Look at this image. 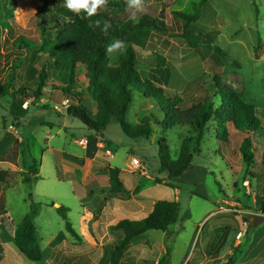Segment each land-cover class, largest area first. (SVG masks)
<instances>
[{
    "label": "rangeland",
    "instance_id": "374dc122",
    "mask_svg": "<svg viewBox=\"0 0 264 264\" xmlns=\"http://www.w3.org/2000/svg\"><path fill=\"white\" fill-rule=\"evenodd\" d=\"M200 1L63 0L84 20L106 12L116 25L127 21L136 24L143 15L154 17L163 25L161 32H150L144 44L134 47L142 89L133 91V100L125 117L133 125L145 117L149 118L152 128L149 138H128L115 120H111L103 132L96 133L87 129L77 118L58 116L56 113H63L65 110L53 109L56 103L49 99V92L46 90L39 99H35L32 92L25 99L21 96L12 98L20 86L28 89L35 87L36 79L25 80L27 68L33 66L39 69L44 57L40 56L34 63L31 62L30 50L24 49L20 43H16V49L4 55L0 81L9 86V95L0 99V142L4 136L6 142L12 139L18 142L3 160L19 167L17 159L20 154L21 160L28 165L25 167L26 171L31 164L41 169L40 180L35 184H18L22 173L11 174L7 185L14 186L7 191V196L14 224L30 213L32 204H42L38 215L33 219L37 238L44 241L50 236H68L64 221L55 210L56 206H63L69 209L67 219L79 236L82 209L99 210L112 195L121 194L123 199L136 195L135 201L147 208L153 202L175 201L177 197L178 219L164 232L166 234L148 231L145 236L135 240L134 244L149 242L142 255L136 250H125L121 255L124 262L120 263L119 258L113 257V244H108V247L103 245L101 248L81 244L73 253L81 258L89 255L94 260L103 253L112 259L110 264H149L145 261L152 260L155 256L158 264L168 253V264H203L206 258L214 254L213 251L223 236V240L228 238V242L221 258L229 248L240 250L237 257L239 254L245 255L248 237H251V230L260 219L256 216L259 202L264 200V155L261 148L264 136L258 140L254 169L247 168L241 158L238 163L234 160L230 150L229 132L235 134L236 131L230 126L229 131L225 130L224 123L218 126L210 121L198 151L192 145L194 154L191 168L182 176L172 179L168 178L167 172L160 171L158 139L166 138L172 159H175L181 137L188 134V128L171 126L167 110L160 108L162 97L179 99L189 105V99L206 95L209 82L214 78L223 90L236 93L243 103L254 106L259 111L264 110V0H207L203 7H199ZM0 3L8 13L2 11L10 15L7 18L11 17V21L6 20L2 12L1 24L11 22L18 34L24 35L22 41L26 43L25 37L36 41L39 39L35 15L41 6V0H0ZM196 11L200 18L190 24L173 16L175 12L192 15ZM106 34L117 41L112 58L122 57L128 45L125 41H130L129 34L123 33L118 26L111 27ZM30 47L35 46L29 42ZM15 67L25 68L16 70ZM79 70L81 75L77 91L83 90L87 107L93 112L94 106L89 102L90 94L86 90L84 69L81 67ZM11 74L15 76V81L10 79ZM148 82L154 89L148 87ZM12 102L28 110L25 118L13 120L8 112ZM214 103L217 107L219 100ZM60 104L62 102L58 105ZM164 104L167 108L171 107L170 102ZM224 116L229 115L226 112ZM12 125L15 132L8 130ZM82 137L107 142L112 155L98 154L99 162L94 163L85 185H81V179L61 168L56 173L55 163L57 169L60 162L69 167L72 165L60 160V156L55 158L54 155L57 154L51 149L72 156H82L85 148L77 144ZM241 139L239 134L230 139L236 151ZM132 158L143 166L134 173L127 167ZM106 167L119 170L124 191L113 190L108 185ZM256 170L263 174L259 181L250 175H257L259 171ZM174 190L177 191V196ZM218 200L237 201L238 204L228 208V205ZM219 207L223 210L222 214L219 213L216 217V213L210 214L220 210ZM245 210L250 213L241 214ZM235 215L243 216L242 221L246 225L243 234L250 232L249 236L241 239L239 232L242 229L235 222ZM5 216V210L0 209V222L5 220ZM250 217L253 218L252 222H249ZM203 218L206 219L202 221ZM110 233V238L122 235ZM94 235L99 239L96 232ZM238 239H241V249L233 246ZM162 245L164 253L159 255L156 249Z\"/></svg>",
    "mask_w": 264,
    "mask_h": 264
},
{
    "label": "trees",
    "instance_id": "16d2710c",
    "mask_svg": "<svg viewBox=\"0 0 264 264\" xmlns=\"http://www.w3.org/2000/svg\"><path fill=\"white\" fill-rule=\"evenodd\" d=\"M206 3L207 0H201L198 6L203 7ZM2 10L8 13L0 3V15L4 12ZM6 13L4 12V15L7 18L9 14ZM35 16L39 39L36 41L25 37L27 43L22 41L24 35L18 34V30L11 22L7 24L5 21L1 24L2 20H0V69H2L4 55L16 49V43L30 50L29 57L33 63L36 58L44 57L43 65L39 69L33 66L27 68L25 80L36 79L35 87L28 89L20 86L12 98L21 96L25 99L32 92L35 99H39L46 90L53 103L59 104L67 100L69 107L66 115L79 119L91 131L101 133L111 120H115L128 138H149L152 135L149 118L145 117L138 124L133 125L128 123L125 117L133 100V91L142 89L134 47L144 44L150 32H161L163 25L154 17L147 15L141 16L136 24L127 21L116 25L106 12L97 13L84 20L77 15L71 5L64 3L63 0H41V6ZM173 16L185 24L196 22L200 18L197 11L192 15L175 12ZM6 20L11 21V17ZM115 26H118L123 33L129 34L130 41H125L128 45L124 55L113 59L112 54L117 41L114 37L107 35L106 31ZM29 42L35 47L29 48ZM81 67L84 69V77L87 80L86 90L90 94L89 102L94 106L93 112L87 107L83 90L77 91ZM15 68L23 70L25 67ZM10 79L15 81V76L11 74ZM8 87L0 81V99L9 95ZM148 87L154 89L152 84ZM215 100H219L217 107H215ZM161 101L160 108L164 107L167 110L169 116L166 113V117L168 116L171 126L188 128V134L181 137L175 159H172L166 138L158 139L160 171L167 172L169 179L181 176L191 166L194 154L192 145L194 144L198 151L210 121H214L218 126L224 123L225 130L229 131L230 126L236 131L235 134L229 132V146L232 147L230 150L234 155L233 158L237 163L241 158L247 168L254 169L255 154L259 147L258 140L264 136V110L259 111L256 107L243 103L236 93L223 90L214 78L209 82L206 95L189 99V105L175 98L170 100L162 97ZM163 102H170L171 107H165ZM220 111H223V114H220ZM8 112L14 121H19L27 115L28 110L12 102ZM226 112L228 117L224 116ZM237 134L242 136L238 151L230 142V139ZM261 148L264 155V144ZM9 154L10 152L6 156ZM256 171H259L257 175L252 173L250 175L259 181L263 178V174L260 170ZM106 172L111 188L124 191L119 170L107 168ZM11 174L9 171H0V183L7 185ZM38 180L37 168L33 164L26 173L21 175L23 184H33ZM41 206L42 204H32L30 213L22 219L14 233L17 249L33 262L42 261V250L33 224V219L38 215ZM55 208L64 221L66 232L74 239L80 240L81 238L67 219L69 209L63 206ZM0 209L5 210L4 195L0 197ZM258 209L264 216V200L260 201ZM178 215L177 202L160 200L153 204L152 211L145 218L139 221L129 219L119 221L113 226V230L121 232L122 238L112 248L113 257L116 259L121 257L131 241L148 231L166 232L177 222ZM237 253L239 251L234 249L225 264H234ZM168 261L169 257L166 253V257H162L158 264H168Z\"/></svg>",
    "mask_w": 264,
    "mask_h": 264
},
{
    "label": "crops",
    "instance_id": "0c3cea01",
    "mask_svg": "<svg viewBox=\"0 0 264 264\" xmlns=\"http://www.w3.org/2000/svg\"><path fill=\"white\" fill-rule=\"evenodd\" d=\"M56 114H58V116H64V115L67 116L66 111H64L63 113H56ZM9 127H13V128L10 129ZM9 127H8V130L10 132H15L14 125L9 126ZM4 137H2V140L0 142V171H9L11 173H18V172L26 173L27 171L25 167L27 164L23 160H21L20 154L17 159L19 167L18 165L14 163L3 160L6 154L12 149V147L16 144V142H18V140H13V139L6 142L4 141ZM88 140H89V144L85 147L83 155L78 156V157L64 154L63 152L59 150H55L54 148H51L53 152L57 154V155H54L55 158L56 156H60L59 158L60 160L62 161L65 160V162L70 163L72 165L71 167L65 166L64 162L58 161L60 162V166H58V169H57V163H55V167H54L56 173L59 170V168H61L62 170L68 172L72 176H76V178H78L79 180L81 179L80 181L81 185H85V183L87 182V177L91 173L90 170L94 166V163L96 161H97L96 163L99 162L97 160L99 158L98 154L100 153L105 154V150L110 149L108 146V143L104 140L103 141L106 143H102L96 140L95 138L94 139L88 138ZM110 157H112V155ZM72 163L76 164V167ZM127 167H128V170L130 171L132 170L131 161ZM36 168H37V176L39 177V180H40L39 175H41V169H38V166H36ZM190 168L191 166L184 173H186ZM57 175L58 174H56L55 176L56 180L58 179ZM119 178H120V173H119ZM120 181L122 182L121 178H120ZM107 183L109 185L108 179H107ZM18 184H23L21 181V178H20V181H18ZM13 186L14 185L12 184L6 185V184L0 183V197L2 195H4L5 197V212H6L5 220L3 222H0V264H87V263L89 264H110L112 259H110L109 257H106L103 253L100 255V257H97V259L94 260L89 255H86L85 258L78 257L77 254L73 253L74 249L76 250L77 246L81 244H85L90 247H99V248L103 247V245L105 247H108V244H111V245L113 244V247H114V245L119 240H121L122 235H118L117 238L116 236H113V238L112 237L110 238V234H111L110 232L121 233L119 231L113 230V226L117 224L119 221L124 220V219L139 221L145 218L152 211L153 204L155 203L153 202L151 206L147 208L144 205L139 204L138 201H135L136 195L132 194L131 197H126V199H123L121 197V194H118V195H112L114 198L112 197L110 200H108L105 206L99 210L92 211V210L84 208L82 209V212L79 217V223H80L79 237L81 239L76 240L70 235L67 236V235L61 234L59 236H50L48 239L44 241L39 240V244H40L39 246L41 247V250H42V261L33 262L27 259L23 254H21L15 245L14 233L18 225L24 218V216L18 220L17 224H14V220L10 214L9 199L7 196L8 195L7 191L10 190V188H12ZM123 187H124V184H123ZM174 191H175V195L177 196L178 194L177 191L176 190ZM126 193H129V192H126ZM126 200H128V202H130V204L132 203L133 205L126 203L127 202ZM177 201L178 199L176 197V200L174 202H177ZM218 202L223 203L226 206L228 205V208L234 206L235 204L236 205L238 204L237 201L229 202L227 200H220V201L218 200ZM219 209L220 210H218L217 212H212L210 214L214 215L216 213L217 215L215 214V217L218 216L219 213L222 214V211H223L222 208L219 207ZM249 213L250 212L248 211L246 212L245 210L241 214L246 215ZM256 216L260 217V219L253 226L251 230V237H250L249 236L250 232L247 235L243 234L244 230H246V225L242 221L243 216L235 215V222L237 223L238 227H241L242 229V232H239L241 239L245 236L246 237L249 236L251 239L248 237L249 244L246 246L245 255L239 254L234 264H264V216H262L260 212H258ZM205 219L206 218H203L202 221ZM252 219L253 218L250 217L249 222H252ZM95 232L99 235V239L94 235ZM146 234L147 232L141 236H145ZM137 238L131 241L130 245L127 247L126 250L127 251L130 249L136 250L137 252H140L142 255V253H145V251L147 250L149 242L146 241L145 243L140 242V243L134 244ZM241 239H238V241L234 243L233 246L235 247L239 246L240 248ZM222 240H223V236L221 237V240L218 242V245H216L213 251L214 254H212L210 258H206L203 264H225L227 259L233 254V248H229L224 253L222 258L220 257V255H222L221 253L224 247H226L228 238L223 240V242ZM163 248H164V245H162V247L159 246L158 249H156L157 252H159V255H162V253H164ZM152 257H154V255ZM122 258L123 256L119 257L120 263L124 262ZM145 262L149 264H157V256H155L152 260L149 259L148 261H145ZM168 263L170 262L168 261Z\"/></svg>",
    "mask_w": 264,
    "mask_h": 264
},
{
    "label": "built area",
    "instance_id": "2783aa9c",
    "mask_svg": "<svg viewBox=\"0 0 264 264\" xmlns=\"http://www.w3.org/2000/svg\"><path fill=\"white\" fill-rule=\"evenodd\" d=\"M69 107V105H68V101L67 100H65V101H63L62 102V104H60V105H58V104H56V105H54V107H53V109L55 110V111H62V110H67V108ZM24 108V107H23ZM10 129H12V127H9ZM77 144L80 146V147H83V148H85L88 144H89V140L87 139V138H81L80 140H78L77 141ZM105 154L106 155H111V152H110V150H105ZM131 167H132V170L131 171H135V170H140V168L141 167H143V166H141V164H140V162L137 160V159H135V158H132L131 159Z\"/></svg>",
    "mask_w": 264,
    "mask_h": 264
}]
</instances>
